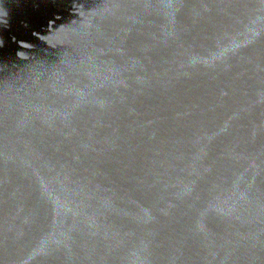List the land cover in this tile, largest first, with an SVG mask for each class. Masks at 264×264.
<instances>
[{"label":"water","instance_id":"1","mask_svg":"<svg viewBox=\"0 0 264 264\" xmlns=\"http://www.w3.org/2000/svg\"><path fill=\"white\" fill-rule=\"evenodd\" d=\"M0 264H264V0H0Z\"/></svg>","mask_w":264,"mask_h":264}]
</instances>
